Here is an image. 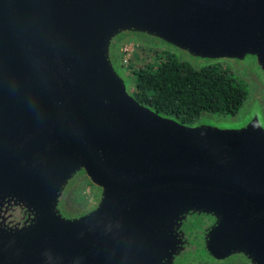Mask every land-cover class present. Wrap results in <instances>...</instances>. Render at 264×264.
<instances>
[{
	"label": "water",
	"instance_id": "obj_1",
	"mask_svg": "<svg viewBox=\"0 0 264 264\" xmlns=\"http://www.w3.org/2000/svg\"><path fill=\"white\" fill-rule=\"evenodd\" d=\"M132 43L249 97L158 112ZM0 264H264V0H0Z\"/></svg>",
	"mask_w": 264,
	"mask_h": 264
},
{
	"label": "trees",
	"instance_id": "obj_2",
	"mask_svg": "<svg viewBox=\"0 0 264 264\" xmlns=\"http://www.w3.org/2000/svg\"><path fill=\"white\" fill-rule=\"evenodd\" d=\"M128 65L137 100L185 124L202 114L232 118L249 97L248 83L226 65L195 70L174 55L139 46Z\"/></svg>",
	"mask_w": 264,
	"mask_h": 264
},
{
	"label": "rangeland",
	"instance_id": "obj_3",
	"mask_svg": "<svg viewBox=\"0 0 264 264\" xmlns=\"http://www.w3.org/2000/svg\"><path fill=\"white\" fill-rule=\"evenodd\" d=\"M127 45H129V46H127V48L129 49L130 53L124 54V55L122 54V60L124 61L123 66H124L126 72H127L128 66H129L128 63H130L131 57L133 56L135 49L138 46L134 43L127 44ZM139 47H141V46H139ZM92 192H93V187L90 184L84 185V187L82 188L81 193L79 195V199L82 201L89 199L92 195Z\"/></svg>",
	"mask_w": 264,
	"mask_h": 264
},
{
	"label": "built area",
	"instance_id": "obj_4",
	"mask_svg": "<svg viewBox=\"0 0 264 264\" xmlns=\"http://www.w3.org/2000/svg\"><path fill=\"white\" fill-rule=\"evenodd\" d=\"M127 46H129V45H125V46H123L122 49H121V52H122L123 55H124V54H129V53H130V51H129V49L127 48ZM122 62H124V61L122 60Z\"/></svg>",
	"mask_w": 264,
	"mask_h": 264
},
{
	"label": "flooded vegetation",
	"instance_id": "obj_5",
	"mask_svg": "<svg viewBox=\"0 0 264 264\" xmlns=\"http://www.w3.org/2000/svg\"><path fill=\"white\" fill-rule=\"evenodd\" d=\"M241 77V76H240Z\"/></svg>",
	"mask_w": 264,
	"mask_h": 264
}]
</instances>
